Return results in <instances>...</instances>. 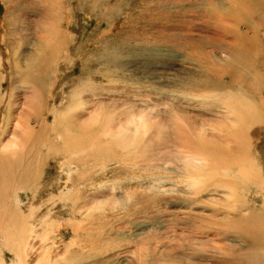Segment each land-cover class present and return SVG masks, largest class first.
I'll list each match as a JSON object with an SVG mask.
<instances>
[{"label":"rangeland","instance_id":"obj_1","mask_svg":"<svg viewBox=\"0 0 264 264\" xmlns=\"http://www.w3.org/2000/svg\"><path fill=\"white\" fill-rule=\"evenodd\" d=\"M95 1L101 10L93 11L94 0H0V51L5 55L0 66L4 63L9 71L16 101L0 140L18 141L15 121L26 110L33 87L42 91L43 98L41 123L36 126L35 116L30 117L37 130L27 141L36 138L35 146L41 149L39 181L6 191L7 202L15 213L26 206L30 221L37 207L44 226L58 224L51 228L44 248L73 253L68 260L63 258L66 261L59 259L60 264H240L247 246L234 235L240 229L237 217L253 213L255 222L264 223V189L250 188V178L239 175L237 166L227 171L236 157L241 158L233 143L209 141L201 148L193 145L192 137V145H183L185 152L215 150L225 163L220 164L218 177L203 179L198 186V175L208 172L204 162L176 158V150L168 149L167 143L175 132L204 129L208 136L211 132L220 136L221 129L230 125L224 132L229 135L234 130L226 117L237 114L243 124L239 130L249 137L243 140L250 159L246 170L264 180V0ZM117 1H136L133 13L122 11L111 19L108 7L115 8ZM79 3L85 5L83 11L77 10ZM129 21L134 30L127 28ZM39 39L51 51L45 68L35 69L44 74H36L38 78L27 75L28 57L21 56L39 54L34 46ZM114 48L118 60L102 65L100 60L108 62ZM92 54L97 62L87 68L81 59ZM3 75L2 100L7 89ZM219 78L224 88L211 83L210 88L188 89L191 81ZM127 121L128 131L118 134ZM61 132L77 140L97 136L99 146L84 137L71 149ZM22 142L24 155L28 145ZM74 204L79 207L76 217ZM47 209H52L50 218L44 217ZM193 225L211 236L196 234ZM232 227L234 234L226 230ZM16 233L22 235L20 230ZM11 236L17 244L20 239ZM113 238L129 243L133 250L138 246L137 255L113 257L107 251ZM2 248L7 264H19L7 245ZM104 249L107 254L99 256ZM91 251L99 257H89ZM252 255L264 264V248H255Z\"/></svg>","mask_w":264,"mask_h":264},{"label":"bare ground","instance_id":"obj_2","mask_svg":"<svg viewBox=\"0 0 264 264\" xmlns=\"http://www.w3.org/2000/svg\"><path fill=\"white\" fill-rule=\"evenodd\" d=\"M9 0H6V2H8ZM92 1V0H91ZM118 2V1H117ZM86 3V1H85ZM138 3V2H137ZM94 5H96L94 8H93V11H96V9H100V4L97 3L95 0H94ZM136 4V1H130V2H121L119 1L117 3V6L113 9H111L110 7H108V10H109V13L111 14V19L115 18L116 16L120 15V13L122 11L124 12H128V13H133L132 12V8H131V5ZM256 4V3H255ZM85 7L84 4L82 3H79V5L77 6V10L79 11H83V8ZM137 7V5H136ZM76 8V7H75ZM196 8V7H195ZM264 8V7H263ZM101 10V9H100ZM182 10V9H180ZM87 11L88 12H91V9L90 8H87ZM139 11V10H138ZM104 12V11H103ZM146 12V11H145ZM148 12V11H147ZM76 13V12H75ZM94 14V13H93ZM104 15V14H103ZM101 15L100 17L104 20V16ZM129 15V14H128ZM131 15V14H130ZM136 15V14H135ZM133 15V17L135 16ZM143 16V15H141ZM140 16V17H141ZM168 16V15H167ZM139 17V18H140ZM136 21V20H135ZM137 23V22H135ZM125 24L127 25V28L130 29V30H134L135 29V26H133V24L129 21V22H125ZM146 24V23H145ZM55 26V25H54ZM154 27V25H153ZM158 30V29H157ZM51 31V30H50ZM55 32H58V31H55ZM139 32V31H138ZM52 33V32H51ZM154 33V32H153ZM53 34V33H52ZM134 34H137V32H134ZM158 34V33H157ZM63 34H61V32L59 31L58 32V38L60 37V39L63 37L62 36ZM159 35V34H158ZM162 35V34H160ZM43 36V35H42ZM1 37V35H0ZM53 37V36H52ZM120 36H118L116 38V42L119 43V38ZM57 39V38H56ZM42 39H39L38 41V44L37 45H34L35 47L37 46V50L39 52V54H28L26 56H21V58L23 60H26V58L28 57V64H27V75H44L42 74V72H39L35 69H44L45 68V61L48 60V52L50 49H47V46H44L42 44ZM1 41V40H0ZM50 45V44H49ZM68 46V45H67ZM86 47V46H85ZM50 48V47H49ZM52 48V47H51ZM53 49V48H52ZM82 50V47L80 46L76 52L77 55L78 53H80V51ZM114 53L110 56L108 62H105V61H101L102 65L103 63H105L106 66H111L113 64H115V62L118 60V56L117 54L119 55V52H117V50L114 48ZM45 51V52H43ZM51 51V50H50ZM98 51V50H97ZM36 52V51H35ZM128 55L132 56V57H135L132 54H130L129 50L126 51ZM137 52V51H136ZM37 53V52H36ZM75 53V54H76ZM125 54V55H127ZM0 55L2 56V59L0 61H3V59H5V55L3 53V50L0 51ZM24 55V54H23ZM127 55V56H128ZM0 56V57H1ZM129 57V56H128ZM154 57V56H153ZM261 57V56H260ZM136 58L137 55H136ZM96 59V55L95 54H92V55H89L88 57L85 56V59L82 58L81 60L85 63L86 67L87 68H90V65L93 64V63H96L97 61H94ZM233 59V58H232ZM22 60V61H23ZM52 60V59H51ZM99 61V62H100ZM26 62V61H24ZM163 62H166V61H163ZM3 63V62H2ZM22 63V62H21ZM27 63V62H26ZM81 63V62H80ZM79 63V64H80ZM4 64V63H3ZM1 65L0 66V74L1 72L4 73L3 75V79L7 82L6 85H7V89H6V95L4 97V99H0V138L3 136V132H2V128L4 126H7L9 123L8 121L10 120V116L9 114L13 111V108L16 106V101L15 99L13 98V95L12 92L15 90V87L13 86L12 83H10V74H9V71H8V74H7V70L5 69L4 65ZM122 67V66H121ZM230 67V66H228ZM123 71V70H122ZM20 73H18V76H20ZM25 73V72H24ZM228 73V72H227ZM231 73V72H230ZM35 76V77H38V76ZM219 76V75H218ZM223 77V76H222ZM39 78V77H38ZM145 79V78H144ZM184 79V78H183ZM202 81V80H200ZM87 82V81H86ZM187 82V81H186ZM31 83V82H30ZM85 83V82H84ZM213 83L215 84V86L218 88L220 86H222L223 88L226 86L224 84V82L222 81V79L219 78V80L215 79L214 81H205V82H195V81H191L189 83V86L190 88L188 89H199V88H204L205 86L207 88H210V84ZM230 83V82H229ZM233 83V82H231ZM86 85V83L84 84ZM22 86V85H21ZM214 87V86H213ZM230 87H233V86H230ZM229 87V88H230ZM25 88V87H24ZM235 88V87H233ZM34 89V92L32 93V95L30 97H28V99L26 100L27 102V105H26V110L23 111L19 117L17 118V121H15V125H14V136L16 138H18V141H14L10 144V141H7L6 143H4L2 140H0V232L2 234V239L0 241V264H7L6 261H4L2 259V256H4V253L3 252V248H2V245H7L8 248H7V251H9L10 253H15L19 259V264H60V262L58 261L59 259H62L63 261H66V259H63V258H66L67 257V260L69 259L70 256H73V253L72 254H68L67 252L66 253H63V250L58 248V249H54L52 248L51 251H49L48 249H45L44 246H45V243L47 242V238H48V234L50 235V230L52 227H57L58 224L56 225H52L51 227H46L43 225V222H42V218H39V214L41 213V209L40 208H37L35 207L34 208V215H31L34 216L33 217V221H30L29 220V217L24 213V210H27V207L25 206L24 208H20V213H15V211L13 210V205L12 204H9L7 202V192H10V191H14V189L17 187H25V186H31L33 183V181H39L38 179V172L41 170V163H40V160L39 158H41L40 156V152H41V149L39 148H36L35 146V141H36V138L33 139L31 141V143L29 144L27 141L30 140L32 136V133L34 134L37 130V128H32L31 127V123L30 121H32L33 119H30L31 116H35V122L36 123L35 125H40L41 123V110H42V91L38 89V87H33ZM228 89V88H227ZM236 89V88H235ZM225 90V89H223ZM232 90V89H231ZM236 91V90H235ZM75 93V92H74ZM227 96V95H226ZM229 96V95H228ZM230 97V96H229ZM229 100V99H228ZM232 100V98H231ZM230 100V101H231ZM238 101V100H237ZM234 102V101H233ZM73 103V102H72ZM238 103V102H237ZM233 104V103H232ZM240 104V102H239ZM70 105V104H69ZM76 105V104H74ZM225 106V105H224ZM227 103H226V107H227ZM233 106V105H232ZM70 107V106H69ZM155 107V106H154ZM243 107V105L241 106ZM224 108V107H223ZM228 108V107H227ZM232 111L234 108H231ZM242 111V110H240ZM236 112V111H235ZM227 113V112H225ZM162 114V113H161ZM229 114V113H228ZM231 114V113H230ZM259 114V113H258ZM255 113V115H258ZM236 115V116H235ZM233 116V118L230 119V117H226V120L227 122L231 123L232 126H233V132H231L229 135L228 133H226L227 135H224V132H225V128L226 127H223V131L219 132L220 133V136L215 134V133H212L211 132V135L208 136L206 134V130L204 129H199L198 132H191L188 131L186 132L185 134H178L175 132V134H172L171 136H169V139H168V143H167V147L168 149H173V150H176V153L174 154L172 151V153L174 154V156L177 158V155H181L183 156L184 160L185 161H188L189 163L193 162V161H199V162H204L205 166L204 168L206 170H208V172L206 173H201L198 175L197 177V186L199 185V183L205 179V181L207 179H209L210 177V180L212 181L214 178L218 177L220 175V164L223 162V161H220L218 160V157L220 158V154L218 155L217 153H215V150H207V149H203L201 150L200 152H185L183 150V145H192L191 142H190V139L192 137H194V141L195 143L193 145L197 146V147H201L203 146L204 144H208L209 141L211 142H220V144L222 143V139L227 142L228 144H231L233 143V146H232V149H236L237 152L240 153V161L238 160V157H236V160L234 163H232L231 165L227 166V171L229 172L230 169L234 166H237L239 169H238V173L239 175H242V177L244 178H250V180L248 181V183L250 184V188H251V185L253 186L252 188H256V191H259V189L261 188L262 191L264 189V180L260 179H256L255 177L257 176H254V174L250 173L249 171L246 170L247 166L246 165V162L249 159L247 153L245 152V149H244V141L243 140H248V138L245 137V135H242L243 133L239 130L240 128V125L242 124L239 119H238V116L237 114H235ZM261 115H262V112H261ZM5 116H6V122H5ZM45 116V115H44ZM252 116V115H251ZM43 117V116H42ZM32 118V117H31ZM44 118V117H43ZM131 120H133V117H129ZM30 119V120H29ZM45 119V118H44ZM139 120V119H137ZM249 121V120H248ZM121 123V121H119ZM143 122V120H142ZM256 123V122H255ZM33 124V123H32ZM45 124V123H44ZM69 124V123H68ZM223 124V123H222ZM246 124V123H245ZM42 125V124H41ZM75 125V124H73ZM224 125V124H223ZM243 125V124H242ZM254 125V124H253ZM69 126V125H68ZM68 126H66L68 128ZM187 126V125H186ZM225 126H227V124H225ZM230 126V125H229ZM229 126L226 128L227 130H230L229 129ZM245 126V125H244ZM70 127V126H69ZM76 127V126H75ZM126 127V128H125ZM125 128V129H123ZM129 128V123L127 121V125L124 126V127H120V130H119V133L118 134H121L125 131H128ZM231 128V127H230ZM245 128V127H244ZM72 129V125H71V128ZM79 129V128H78ZM76 128V130H78ZM84 131L87 130V127L86 128H83ZM248 129V128H247ZM67 130V129H66ZM65 130V131H66ZM75 130V129H74ZM74 130L72 129L73 133H74ZM183 130V129H182ZM232 130V129H231ZM4 131H7V129H5ZM79 132L77 133H82L80 132V130H78ZM70 133V131H68ZM247 132V131H246ZM259 132V131H258ZM76 133V134H77ZM256 133V132H255ZM93 134V133H92ZM97 133L95 132V135ZM161 134V133H160ZM166 134V133H165ZM31 135V136H30ZM59 135H63L66 142L70 145V148L72 149V144H74L76 142V140L79 138H76V136H73L71 137L70 135V138H66L69 136V134H64L61 132V134ZM81 137V134H78ZM109 135V134H108ZM224 135V136H223ZM83 136V135H82ZM113 135H109V137H111ZM86 137V136H84ZM82 138L80 140H77L78 143L79 141L80 142H83L85 140V138ZM97 137V136H96ZM94 135H88L86 137V140L90 139V141H93L94 144H97L99 143V140L96 138ZM153 137V136H152ZM34 138V137H33ZM32 139V138H31ZM84 139V140H83ZM83 140V141H82ZM103 140V139H102ZM149 140V142H156V139L155 138H148L147 141ZM22 141H26L27 142V145H28V148L27 150L25 151L24 155L21 154L23 151H24V147L23 145H20L19 142H22ZM86 142V141H85ZM23 143V142H22ZM45 143V142H43ZM42 143V144H43ZM46 144V143H45ZM213 144V143H212ZM26 145V146H27ZM211 145V144H210ZM209 145V146H210ZM214 145V144H213ZM211 145V146H213ZM99 145L97 144L95 148H97ZM173 147V148H172ZM193 147V146H192ZM204 147V146H203ZM201 147V148H203ZM246 148V147H245ZM210 149V148H209ZM212 149V148H211ZM214 149V148H213ZM222 149V148H221ZM251 149V147H250ZM194 150V149H193ZM192 150V151H193ZM196 150V149H195ZM169 151V150H168ZM191 151V150H190ZM220 152H222L221 150H219ZM231 150L227 151L228 153L230 152ZM165 152V151H164ZM170 152V151H169ZM175 152V151H174ZM225 152V151H223ZM232 152V151H231ZM166 153V152H165ZM236 153V151L234 152ZM22 156H21V155ZM227 154V153H225ZM223 153V155H225ZM20 155V156H18ZM70 155V154H69ZM233 155V154H232ZM167 156V155H165ZM218 156V157H217ZM231 156V155H230ZM107 157V156H106ZM105 157V158H106ZM232 157V156H231ZM227 158V157H226ZM224 158V159H226ZM165 160V159H164ZM223 160V159H222ZM101 161V160H100ZM183 161V159H182ZM143 162V161H141ZM226 162V161H225ZM199 164V163H198ZM222 164H225V163H222ZM248 164V163H247ZM185 166H186V163H185ZM184 166V167H185ZM187 168V166H186ZM256 168V167H255ZM180 169V168H179ZM184 169V168H182ZM194 169V168H193ZM192 170V169H191ZM140 171V170H139ZM193 171H196L193 170ZM189 172V171H188ZM259 172V171H258ZM257 174V173H256ZM261 175V174H260ZM195 176V175H194ZM252 176H253V179H252ZM259 176V175H258ZM196 178V177H195ZM252 179V180H251ZM84 180V179H83ZM82 180V181H83ZM258 180V181H257ZM195 184V183H194ZM248 184V185H249ZM228 185V184H227ZM238 185V184H237ZM191 186V185H190ZM239 186V185H238ZM243 186V185H242ZM246 186L247 184L245 185V189H246ZM228 187V186H227ZM151 188V187H150ZM244 188V187H243ZM249 188V190H250ZM199 189V188H198ZM229 189V187H228ZM235 189V188H234ZM244 189V190H245ZM113 190V189H112ZM195 191V190H193ZM197 191V190H196ZM202 190H198L199 193H201ZM248 191V190H246ZM245 191V192H246ZM254 191V189L252 190V192ZM158 192V191H157ZM197 192V193H198ZM244 192V191H243ZM251 192V191H249ZM264 192V191H263ZM189 193V192H188ZM195 193V194H197ZM258 194V193H257ZM75 195V194H74ZM264 196V195H263ZM263 198V197H262ZM143 199V198H142ZM152 202V201H151ZM73 203V202H72ZM153 203V202H152ZM248 203V202H247ZM33 204V202L31 203ZM30 204V205H31ZM39 204V203H38ZM37 204V205H38ZM156 204V203H154ZM249 204V203H248ZM34 205V204H33ZM36 205V203H35ZM41 205V204H40ZM39 205V206H40ZM77 204H74L73 206L75 207V209L73 210V216L77 215V211L79 209V207H76ZM247 205V204H246ZM79 206V205H78ZM248 206V205H247ZM251 206V205H250ZM249 207V206H248ZM32 211V209H31ZM32 211V212H33ZM31 212V213H32ZM52 212V209H47V211L44 213V217H49L50 218V213ZM29 213V212H27ZM237 215V214H236ZM261 215V214H260ZM156 216V215H155ZM76 217V216H75ZM259 217V216H258ZM264 218V217H263ZM152 219H155V218H152ZM195 219H198V217H196ZM200 219V218H199ZM255 220V217H254V214H249L247 215L245 218H243V216H239L237 217V223L238 224V227H240V229L234 234L233 233V230L234 228L236 227H232V228H227L226 230L227 231H231V233H233L239 240V242H244L247 246V252L244 254L243 252H241V255L239 257L240 259V264H261V262L257 261V260H253L252 259V254H253V250L255 248H259L260 250L262 248H264V223L263 224H260V223H257L254 221ZM264 221V220H263ZM189 222V221H188ZM73 223V221H72ZM186 223V222H185ZM191 224V223H190ZM195 224V223H194ZM201 224V222H200ZM194 226V231L196 230V234H200L201 236L202 235H206L207 237H210L209 234H206L205 233V230L203 229V231L200 230V228L195 225ZM192 226V227H193ZM203 226V225H202ZM11 228V234L14 235V237H16V239H20L19 242L16 244L15 241H11L10 239V232L8 231L7 228ZM61 227V226H60ZM186 227V226H185ZM192 229V228H191ZM202 229V228H201ZM16 230H20L22 231V235H17L16 233ZM53 232V231H52ZM60 232V231H59ZM194 236V235H193ZM212 236L213 237H216L215 233L213 232L212 233ZM12 237V236H11ZM13 237V240H15ZM219 237V236H218ZM110 241V240H109ZM156 241V240H155ZM112 245H111V249L110 250H107V249H104L103 252H101V254H99V256H102L103 253L106 252V250L109 252V253H112L114 254L113 257H118L119 255H127V254H131L132 256L133 255H137L136 252H137V248L138 246H136V248L133 250L132 247L128 246L129 243L125 244V242L123 241H120L119 238H113L112 239ZM53 244H56V243H53ZM204 243H202L203 245ZM75 244H73L74 246ZM155 245V244H154ZM198 245V244H197ZM201 245V246H202ZM158 247V246H157ZM91 248V247H90ZM89 248V250H90ZM201 248V247H200ZM204 248V247H203ZM88 249V248H87ZM148 249V248H147ZM156 249V248H155ZM199 249V248H198ZM92 250V248H91ZM155 251V250H154ZM153 251V253H154ZM75 252V251H74ZM93 253H90L89 254V257H96L97 255L95 254L94 251H91ZM149 252V251H148ZM157 252V251H156ZM239 253V252H238ZM107 254V252H106ZM255 254V253H254ZM140 255H144L143 252H140ZM88 256V255H87ZM97 256V257H99ZM200 256V255H198ZM243 256H246V257H243ZM196 258V257H195ZM200 258V257H199ZM57 259V261L53 262V260ZM104 259V258H103ZM102 259V260H103ZM120 261V260H119ZM154 261V260H153ZM158 261V260H157ZM65 263V262H64ZM70 263V262H69ZM102 263V261H101ZM143 263V262H141ZM140 263V264H141ZM158 263V262H157ZM156 263V264H157ZM96 264H100V262L96 263ZM131 264V263H130ZM139 264V263H138Z\"/></svg>","mask_w":264,"mask_h":264}]
</instances>
